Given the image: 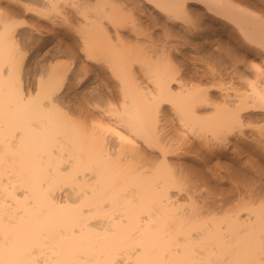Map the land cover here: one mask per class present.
Listing matches in <instances>:
<instances>
[{
    "label": "bare ground",
    "instance_id": "bare-ground-1",
    "mask_svg": "<svg viewBox=\"0 0 264 264\" xmlns=\"http://www.w3.org/2000/svg\"><path fill=\"white\" fill-rule=\"evenodd\" d=\"M112 1L0 0V264H264V187L241 181L236 197L225 184L219 192L204 189L211 188L209 173L225 183L214 159L221 165L231 156L243 174L264 175L263 138L242 137L248 121L264 119L262 7L251 0H142L145 12L151 5L171 21L189 16L191 35L219 36L199 10L222 18L230 38L247 39L237 36L247 59L254 51L262 57L248 63L224 54V41L215 39L218 52L205 60L219 66L196 65L195 73L217 80L216 99L210 88L186 81L164 48L153 54L130 44L120 29L124 4ZM23 12L36 20L19 21ZM62 19L78 34L80 51L57 34ZM28 45L46 47L49 61L24 78L23 65L44 57L25 53ZM226 64L239 84L219 82ZM90 76L108 86L106 94L78 91ZM166 103L182 135L203 139L205 152L192 137L177 144L165 134ZM96 114L108 123L91 122Z\"/></svg>",
    "mask_w": 264,
    "mask_h": 264
},
{
    "label": "rangeland",
    "instance_id": "rangeland-1",
    "mask_svg": "<svg viewBox=\"0 0 264 264\" xmlns=\"http://www.w3.org/2000/svg\"><path fill=\"white\" fill-rule=\"evenodd\" d=\"M108 1H110V0H108ZM112 1V0H111ZM126 1H127V3H128V5H127V3H126ZM144 1V0H143ZM143 1L141 0V4H142V6H137L136 7V5L134 4V3H131L130 1H128V0H121V2H123L122 4H124L123 6H124V8L125 9H123V11L121 12V14H123L122 16H123V23H122V28H120L121 30H123L124 32H125V35H126V37H127V40H129V38H130V40H129V43L130 44H132V45H135V44H137L138 43V45L137 46H140V44H141V46L140 47H146V49H149L150 50V52H152L153 54H156L158 51V53L159 54H161V50L164 48L165 49V51L167 52V54H170V56H172V58L174 57V64H176V65H179V66H181V68H182V70L181 71H183V74L184 75H186L185 77V80L187 81H189L190 82V80L191 81H193V83H197V82H199V83H197V84H199V85H201L202 87H205V88H210L212 91H214V94H215V97H216V99H218L217 98V96H219V91H217L218 90V87H215V84H217L218 82H217V80H212L211 78H204V77H202V78H204V79H202L201 78V74L199 73H195V67H196V65H197V67H198V69L200 68V69H202V66H206V65H209L208 63H210V65L211 66H215V67H217V66H219L218 65V63L216 62L217 60H212V61H208V60H205L207 57L206 56H208L209 55V53L208 52H211L212 50H215L216 49V47L218 48V46L216 45L217 44V42H216V40L215 39H220L224 44H225V46H224V49H222V50H224V54H226L225 52H226V50H228L227 51V53L228 52H231L229 55L231 56H234L235 55V57H239L240 59H242V58H244V60L245 61H248V63H250V62H258V63H261V60H262V57L260 56V55H258V54H255V51L254 52H252V55L250 56V57H248V59H247V57L245 56V53L243 52V51H240L239 50V48H241V47H243V45H241V44H243L244 42L243 41H245V43H248V42H246V40L247 39H244L242 36V34L240 33V35L238 34L239 32H237V33H235V35H237L239 38L240 37H242L243 38V40L241 41V39H239L237 36L236 37H234V38H230L229 37V35H227L228 33L227 32H225L223 29L226 27V23H225V21L226 20H223L222 18H220L221 20L219 21V22H217V21H214V20H212V17H210V15L208 14L207 15V12H205L204 10L202 11H198L199 12V18H200V16L202 17L203 16V18H205V16H206V22L210 25V23L213 25H211L212 26V28L215 30V31H218L217 33H219V36L216 38L214 35H212V33H209V35L206 33L205 35H199V36H197V34L196 35H191V34H187V32H189V31H187V27L188 26H186V24H187V22H188V24H190L191 22V18L188 16V19H187V17L186 18H181V17H178L177 19L176 18H174V20H172L174 23H176V24H171L172 23V21L171 20H169V19H167V17H166V14H162V13H160V11H159V13H158V11L155 9L154 10V8H153V10H152V8L150 9L149 7H151V5L149 6V5H147L148 7V10H147V8H146V12H145V8H144V3H143ZM252 2H254L255 4H257L258 3V5H259V7L261 8H263V11L261 10V9H259V7H258V9L260 10V12H262V13H264V4L262 5V2L264 3V0H251ZM256 1V2H255ZM113 3H114V1H112ZM119 3H121L120 2V0L118 1ZM110 2H108V4H109ZM119 3H118V5H119ZM116 4H117V2L115 1V3H114V5L111 3V4H109V5H111V6H115L116 7ZM121 4V5H122ZM117 5V6H118ZM125 5H127V6H125ZM135 5V6H134ZM120 6V5H119ZM142 9H141V8ZM21 9H23V8H21ZM24 10V9H23ZM66 10V9H65ZM151 10V11H150ZM69 11V8L67 9V12ZM71 11V10H70ZM141 12V13H140ZM206 14H205V13ZM148 13V14H147ZM72 14V15H71ZM142 14V15H141ZM155 16H154V15ZM160 14V15H159ZM70 16H73L74 17V15H73V12H71L70 14H69ZM152 15V16H151ZM163 15V16H162ZM142 17V18H141ZM146 17H148V18H146ZM154 17V18H153ZM210 17V18H209ZM31 18V19H30ZM141 18V19H140ZM153 18V19H152ZM161 18V19H160ZM202 18V19H203ZM18 19H19V21H29V22H32V21H34V20H36V18L33 16V14L32 13H29L28 14V12L27 13H22V15H20L19 17H18ZM76 19V20H75ZM32 20V21H31ZM78 19L75 17L74 18V21L76 22ZM147 20V21H146ZM150 20V21H149ZM152 20V21H151ZM188 20V21H187ZM199 20V19H198ZM139 21V22H138ZM143 21V22H142ZM224 21V22H223ZM62 22V23H61ZM55 28V30L56 31H58V35H60V36H62V37H64L65 39H69L68 40V43L69 44H72L73 46H74V48H78V49H76V50H78V51H80L79 49H80V47L78 46V34H74V31H72L71 33H72V36H71V34H69L70 33V31L71 30H69V29H71V26L70 25H68L67 23H69L70 24V22L68 21V20H66L65 19V21H64V19H62V21H61ZM64 22H67L66 24L64 23ZM107 22V21H106ZM138 22V23H137ZM156 22V23H155ZM171 22V23H170ZM190 22V23H189ZM206 22L204 23V25L206 24ZM227 22V21H226ZM132 23H135L136 24V27H139V28H141L142 27V30L141 29H139V28H137V31H135L133 28H131V27H133V26H135V24H132ZM216 23V24H215ZM220 23H222V25L220 24ZM49 24V25H48ZM138 24V25H137ZM141 24V25H140ZM144 24V25H143ZM164 24V25H163ZM167 24V25H166ZM171 24V25H170ZM187 24V25H188ZM207 24V25H208ZM46 25L50 28V26H51V29L53 28V26L49 23V22H46ZM110 25H111V23H110ZM109 25V29L111 30L113 27H112V25L110 26ZM125 25V27H123ZM132 25V26H131ZM143 25V26H142ZM176 25H177V28H176ZM203 25V26H204ZM206 25V26H207ZM209 25L207 26V27H209ZM224 25V26H223ZM141 26V27H140ZM165 26V27H164ZM210 26V27H211ZM217 28H215V27ZM220 26H221V28H220ZM57 27H58V29H57ZM60 27V28H59ZM164 27V28H163ZM205 27V26H204ZM64 28H65V30H64ZM68 28V29H67ZM130 28V29H129ZM62 29V30H61ZM141 30V31H140ZM171 30V31H170ZM221 30V31H220ZM60 31V32H59ZM65 31V32H64ZM140 31V32H139ZM61 32H63V33H61ZM69 32V33H68ZM223 32V33H222ZM140 33V34H139ZM139 34V35H138ZM210 34L212 35V38H211V36H210ZM221 34V35H220ZM223 34V35H222ZM52 35V34H51ZM51 35H50V37H51ZM130 35V36H129ZM47 37L49 36V35H46ZM67 36V37H66ZM71 36V37H70ZM74 36V37H73ZM77 36V37H76ZM187 36H190L189 38L187 37ZM196 36V37H195ZM206 36H208L209 37V43L208 44H206L207 46L205 47H202L201 45V43H202V40L201 39H203L204 41H206V42H208V39L206 38ZM215 38H214V37ZM221 36H223V37H221ZM50 37H48L47 39H48V42H50L52 39L50 38ZM74 38H76V39H74ZM236 38V39H235ZM239 40H238V39ZM50 39V40H49ZM189 39V40H188ZM231 39H233V40H231ZM72 40V41H71ZM138 40V41H137ZM215 40V41H214ZM231 42H230V41ZM239 42V45H238V42ZM236 41V42H235ZM243 42V43H241V42ZM195 42V43H194ZM197 42H199L198 44H197ZM78 43V44H77ZM241 43V44H240ZM228 44V45H227ZM31 46V45H30ZM30 46L28 45L26 48H24V51H25V53H29V55L32 53V56H33V54L35 53V55H38L37 57H35V59L37 58V59H39V57L41 56V57H43L44 56V54H46L45 53V51H46V47H42V46H40V49L37 51V49L35 48V47H32V48H30ZM163 46V47H162ZM197 46V47H196ZM201 46V47H200ZM246 45H244V47H245ZM166 47V48H165ZM239 47V48H238ZM30 48V49H29ZM168 48H170V50L168 49ZM178 48V49H177ZM207 48V49H206ZM227 48V49H226ZM33 49H34V51L36 50L37 51V54H36V51L34 52L33 51ZM51 49H53V48H51ZM161 49V50H160ZM176 49V50H175ZM199 49H201V50H199ZM238 49V50H237ZM33 51V52H32ZM42 51V52H41ZM156 51V52H155ZM173 51V52H172ZM176 51V52H175ZM179 51V52H178ZM234 51V52H233ZM39 52V53H38ZM41 52V53H40ZM181 52H182V54H181ZM186 54H185V53ZM215 52H218L217 50H215ZM201 53V54H200ZM181 54V55H180ZM244 56H243V55ZM206 55V56H205ZM228 55V56H229ZM204 56H205V58H204ZM241 56H242V58H241ZM46 56H44L42 59H41V61H39V60H35V61H38L37 62V64L39 65H35V64H33L31 67L29 66V65H27L26 63L23 65V69L21 70V74H22V76L25 78V77H27V72L29 71V69H30V71H38L37 73H39V71H40V69L42 68L41 67V64L43 63V64H45V63H47L49 60H46L45 61V58ZM66 57V58H65ZM178 57V58H177ZM186 57V58H185ZM188 57V58H187ZM250 58V59H249ZM59 60H63V61H67V59H69L67 56H64V57H62L61 59L60 58H58ZM176 59V60H175ZM186 59V60H185ZM191 59V60H190ZM195 59V60H194ZM247 59V60H246ZM183 60H184V62H183ZM206 62H205V61ZM253 60V61H252ZM195 61V62H194ZM214 61V62H213ZM228 61H231V63L229 62L228 63ZM250 61V62H249ZM176 62V63H175ZM185 62L188 64H185ZM204 62V63H203ZM226 62H227V64H232V66H233V63H234V61L230 58V57H228V59L226 60ZM34 63H36V62H34ZM182 63V64H181ZM215 63V64H214ZM43 64H42V66H43ZM199 64V65H198ZM203 64V65H202ZM206 64V65H205ZM226 64V65H227ZM230 65H227V66H229L227 69L228 70H230V71H228L227 70V72L228 73H225V75H224V78L225 79H222V80H219V82L220 83H224V86L225 87H228L229 85H237V84H239V80L237 79V77H233V74H232V72H231V67H230ZM35 67V68H34ZM191 67V68H190ZM230 68V69H229ZM37 69V70H36ZM194 69V70H193ZM188 70H189V72H188ZM187 72V74H185V73ZM229 72H230V74H229ZM191 73V74H190ZM232 74V75H231ZM191 75H194V76H190ZM188 76V77H187ZM196 76V77H195ZM198 76V77H197ZM193 77V78H192ZM196 78H198V80L196 79ZM227 78V79H226ZM232 78V79H231ZM194 79V80H193ZM196 81V82H195ZM214 81V82H213ZM224 81V82H223ZM211 82V83H210ZM217 82V83H216ZM226 82H227V84H226ZM232 84H231V83ZM192 83V82H191ZM204 83V84H203ZM213 83H215V84H213ZM230 83V84H229ZM228 85V86H227ZM174 86H176V85H174ZM208 86V87H207ZM214 88V89H213ZM217 95V96H216ZM167 113V114H166ZM174 113H173V111L170 109V105L169 104H165L164 105V107H163V110H162V112H161V117H162V126H163V130H165L164 132H165V134L166 135H169V133H170V135H169V137H173L174 138V140H176V139H179L178 140V142H177V140L174 142V143H176L177 142V144H180L181 143V141H183L184 139H183V136L184 135H182V132H183V130H182V126H181V124H179L180 123V121L177 119V117L175 116V115H173ZM160 117V118H161ZM170 117V118H169ZM165 118V119H164ZM168 118V119H167ZM100 119V120H99ZM89 120L91 121V122H96V121H100V122H102V123H104V124H106V123H108V119H106V118H101V116L100 115H98V114H96V115H94V116H91L90 118H89ZM102 120V121H101ZM166 120V121H165ZM256 120V121H255ZM254 121L252 120V123L250 122V121H248V123L247 124H245V130H246V133H244L243 134V136L242 135H240V136H242V137H244L245 139H249V141L254 137L255 139H256V137H257V135L259 134V138H263L262 140L264 141V135H262L263 133H261V131H263L264 130V119H255ZM258 121V122H257ZM257 122V123H256ZM251 123V124H250ZM174 124H175V126H174ZM249 124V125H248ZM247 125V126H246ZM181 127V128H180ZM176 130H175V129ZM184 129V128H183ZM245 130H244V132H245ZM258 130H261V131H259L260 133H258ZM175 131V132H174ZM255 131V132H254ZM172 132H173V134H176V135H174L173 136V134H172ZM185 132H186V130L184 129V134H185ZM180 133V135H178ZM187 133V132H186ZM190 132H188L187 134V136L191 139V137L196 141V143L199 145H202V143H203V141L201 142V143H199L201 140H203V139H200V137H198L197 135L195 136L194 135V133L192 134V133H190ZM252 133V134H251ZM172 134V135H171ZM246 134V135H245ZM251 135V136H250ZM263 137H262V136ZM187 136H184V138H186ZM245 136H247V137H245ZM253 136V137H252ZM261 136V137H260ZM182 137V138H181ZM187 137V138H188ZM249 137V138H248ZM258 137H257V139L256 140H258L257 142H259V141H262L261 139H258ZM183 139V140H181V139ZM186 138V139H187ZM236 137H235V135L234 134H232L231 135V137H230V139H232V140H234ZM253 138V139H254ZM193 139H191V140H193ZM252 139V142L254 141ZM173 140V141H174ZM181 140V141H180ZM199 140V141H198ZM256 140H255V142H256ZM212 141V140H211ZM263 141H262V143H263ZM180 142V143H179ZM260 143V142H259ZM261 144V143H260ZM264 144V143H263ZM204 146H205V144H203ZM203 145H202V148H204L203 149V152H205V147H203ZM184 146V145H183ZM200 147V146H199ZM188 155H190V156H194V154H188ZM189 157V156H188ZM230 157V158H229ZM259 159L257 156H255V159ZM216 159H214V160H212V165L213 166H215L216 167V170L217 171H220L222 174H224L223 176H225L224 178H226V179H224L225 181V183H223V184H221L220 183V181L218 182V181H216L215 179H213L214 177L213 176H210V173L208 172V171H206L207 173H209V174H206V173H204V174H206L205 176H207L208 177V179H209V177H210V179H211V177H212V184H210V187L211 188H204V189H206V190H209V191H220V188L222 187V188H228L227 190H229V193H230V195H232L231 197H233L234 195H235V197L237 196V190H236V188H235V186L237 187V184L239 185V183L241 182V181H245V182H248L247 180H250V182H252V181H257L256 183L257 184H259L261 187H264V184L263 185H261L262 183H264V175L262 176L261 174H257L256 172L254 173V172H250V171H246V173H244L243 174V172H245V170H243L240 166H239V164L238 163H236V161L233 159V157H231V156H227V158L226 157H223L222 159H221V163H219V164H221V165H216V163H217V160L215 161ZM227 160V161H226ZM233 160V161H232ZM260 160V162L262 163H259V165H260V167L264 164V161L260 158L259 159ZM259 160H258V162H259ZM188 162L187 163H189V164H192L195 168L197 167L198 169H202V171H204V170H206L205 169V167H203V164H199L198 162H194L192 159H189V160H187ZM193 161V162H192ZM231 161V162H230ZM215 162V163H214ZM226 162V163H225ZM240 167V168H239ZM261 168H264L263 166L261 167ZM239 169H241L242 171H240ZM264 171V170H263ZM209 175V176H208ZM261 177H260V176ZM246 178V179H245ZM250 178V179H249ZM263 180V181H262ZM261 181V182H260ZM222 188H221V190H222ZM209 195H212V193H210ZM219 195V194H218ZM229 195V196H230ZM230 197V198H231ZM231 201H233V199L231 200Z\"/></svg>",
    "mask_w": 264,
    "mask_h": 264
},
{
    "label": "snow or ice",
    "instance_id": "snow-or-ice-1",
    "mask_svg": "<svg viewBox=\"0 0 264 264\" xmlns=\"http://www.w3.org/2000/svg\"><path fill=\"white\" fill-rule=\"evenodd\" d=\"M85 89L94 90L101 94H106L108 91V86L99 79L95 77H88L85 82L78 88V91L83 92Z\"/></svg>",
    "mask_w": 264,
    "mask_h": 264
}]
</instances>
